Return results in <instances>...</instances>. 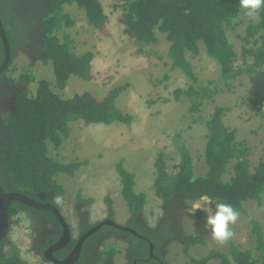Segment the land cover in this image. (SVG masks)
<instances>
[{
  "label": "trees",
  "instance_id": "trees-1",
  "mask_svg": "<svg viewBox=\"0 0 264 264\" xmlns=\"http://www.w3.org/2000/svg\"><path fill=\"white\" fill-rule=\"evenodd\" d=\"M38 1L39 3L33 0L24 2L43 6L45 4L38 16L42 36L38 43L40 52L37 53V57L28 52L27 43L31 39L23 37L26 33V21L21 19V14L18 16L20 9L24 11L21 4L6 8L0 3L4 8V20L1 10L0 17L12 51L10 65L18 53L27 54L31 59L41 60L44 63L50 61L55 73V85L60 90L65 88L71 76L89 79L92 76L91 56L77 55L68 36L60 38L59 33L65 25L72 27L74 23L70 15L64 13V7L72 4H77L85 13V20L89 26L99 31L104 30L108 17L102 0H44V3ZM117 1L115 8L122 11L119 19V23L124 26L122 33L141 47L138 53H145L152 61L161 60L156 52L144 51L143 48L155 44L157 34L165 35L166 41L170 44L168 56L173 60L172 69L181 71L191 82L197 83L199 80L187 55L190 54L192 57L200 55L201 43L204 45V53L218 64L221 77L228 89L232 88L233 81L245 75L264 76V10H261L258 19L250 20L240 11L239 0ZM5 12L8 13L7 16ZM231 33L236 34V38L242 43L241 50L236 51V46L230 38ZM25 45L26 49H23ZM4 54L0 39V65ZM7 71L8 69L0 76L1 82ZM6 79L11 84H22L24 88L17 94L14 110L2 116L0 123V186L5 192L21 193L40 203L53 204L54 195L64 197L65 194L58 177L75 176L76 171L81 167L75 162L65 164L51 154V149L60 150L69 137L71 132L69 125L78 121L88 125L98 123L131 125L133 122V117L117 106V99L120 93L128 88L127 85L114 89L109 96L100 100L89 92L63 98L54 91L52 83L47 80L38 81L37 91L32 94L29 86L34 78L28 74L16 79L15 77ZM217 93L218 90H212L210 86L196 88L193 85L186 90L179 88L174 91L176 100L182 104L188 103L189 113L192 114L200 113L203 101L212 100ZM248 97L257 116L264 120V90H256ZM229 110V108L217 107L205 121L206 147L204 154L199 157L200 162L204 160L207 167L204 174L196 175L194 159L186 145L180 141L179 135L174 136V142L181 156L179 163L172 168L174 171L167 165L163 152L160 151L156 156L153 190L161 202L164 218L170 219L168 220L170 225L166 224L162 229L157 222L154 227L149 226L151 228L148 231L136 230L142 237L151 240L156 248L164 245L168 248L173 243L180 244L179 240L187 247L207 246L203 236L186 234L183 227L185 218L189 216L187 208L190 207V203L186 202L195 201L201 195H208L213 206L216 201L222 200L231 204L239 213L246 212L245 204L248 202H262L264 149L258 163L253 165L251 157L254 155V147L249 146L247 140H238L236 130L225 125L223 121ZM199 120L201 119H197L196 122ZM123 163L124 160L117 165L123 202L133 217L143 218L146 221V195L137 190V177L127 171ZM78 202L79 205L75 210L81 211L82 216L84 213L85 218L82 217L81 222L82 233L85 234L93 228V225L90 224V212H83L82 208L89 206L91 201L79 197ZM108 204L112 206L111 201ZM27 211L35 216L50 218L57 222L52 212L18 202L11 203V218L20 213L29 215ZM85 213L89 219L86 218ZM172 217L174 220L177 219L178 224L175 226L170 222ZM194 217L197 219L196 223L200 224L205 219V213L198 211ZM86 222L90 225H85ZM253 225L252 249L242 250L230 241L227 252L211 249L207 256L199 260L192 258V262L194 264H209L213 261H217L218 264H264V234L258 221H253ZM103 237L106 251L115 247L118 241L125 242L128 238L132 242H144L128 231H121L111 226H103L91 234L85 242L97 243ZM50 238L51 243L56 240L53 236ZM109 240H115L116 243H108ZM2 243L3 241L0 242V264H29L20 256L19 250L14 245L2 250ZM153 262L154 259H149L146 264Z\"/></svg>",
  "mask_w": 264,
  "mask_h": 264
},
{
  "label": "rangeland",
  "instance_id": "rangeland-1",
  "mask_svg": "<svg viewBox=\"0 0 264 264\" xmlns=\"http://www.w3.org/2000/svg\"><path fill=\"white\" fill-rule=\"evenodd\" d=\"M25 1L30 0H0V3L6 8L20 4L22 9L34 6L39 10L42 7V4L24 3ZM33 1L39 3L38 0ZM40 2L44 3V0ZM102 3L108 17L104 30L99 31L89 26L85 21V13L77 4H72L66 5L64 10L74 23L72 27L65 25L59 33L60 38L68 36L77 55L91 56L92 76L89 79L71 76L65 88L60 90L55 85L52 62L44 63L31 59L29 55L23 53L16 54L6 72V77L15 79L25 74L32 76L34 81L29 86L32 94L37 91L38 81L47 80L52 83L54 91L63 98L89 92L102 100L114 89L128 86L120 93L117 106L133 117L131 125L121 123L88 125L81 121L73 122L69 125L71 132L62 148L58 151L51 149V154L61 162L65 164L75 162L81 166L75 176L58 177L65 190L60 208L73 229V237L76 238L77 222L80 217L75 208L79 203V197L91 201L89 206L82 208V211L91 213L92 224L106 220L115 213L113 219L116 223L126 226L129 213L121 196L117 171V165L122 160L125 169L137 177V190L143 192L147 200L145 218L150 226H155L162 214L161 202L153 190L156 156L160 151L163 152L167 165L172 169L179 160L177 145L174 142V136L179 135L180 141L186 145L194 159L196 175L204 174L206 164L204 160L202 162L199 160L206 147L204 137L207 130L204 123L217 107L230 109L223 119L225 125L236 130L238 140H247L249 146L254 147V155L251 157L253 165L258 163L264 149V120L257 116L248 97L256 90H264V76L245 75L233 81L232 88L228 89L221 77L218 64L204 53V45L201 43L200 55L196 57L187 55L199 80L193 83L185 78L181 71L172 69L173 60L168 56L170 44L166 41L165 35L157 34V42L143 48L144 51H154L161 57V60L152 61L145 53L139 54L138 49L141 47L122 33L124 27L119 23L122 11L115 8L118 1L102 0ZM36 22L37 19H28L24 38H31L35 34ZM235 35L231 33L230 38L236 46V51L237 49L239 51L242 43ZM2 85L3 82L0 81V87ZM190 85L196 88L210 86L212 90H218L212 100L203 101L200 113H189V104H182L175 98L174 91L179 88L186 90ZM197 119L201 120L196 122ZM109 201L112 202V206L108 204ZM211 206L214 208L212 204ZM245 209L246 212L240 213L238 222L233 226L235 235L230 240L242 250L254 247L253 221L259 222L264 234V198L261 203H246ZM196 221L194 216L186 217L183 227L187 234L203 236L207 246L187 247L184 244L173 243L163 254L164 264H194L192 258L199 260L207 256L211 249L228 251L230 241L224 246L217 245L205 230V219L200 224ZM8 238L10 246L14 245L24 260L29 264H39L31 255L32 228L25 214L12 218ZM109 243L113 244L115 240H110ZM115 247L107 251L101 247L99 251H106L105 254L114 252L115 264L126 263L128 257L125 253V243L118 241ZM209 264L218 262L213 261Z\"/></svg>",
  "mask_w": 264,
  "mask_h": 264
},
{
  "label": "flooded vegetation",
  "instance_id": "flooded-vegetation-1",
  "mask_svg": "<svg viewBox=\"0 0 264 264\" xmlns=\"http://www.w3.org/2000/svg\"><path fill=\"white\" fill-rule=\"evenodd\" d=\"M45 7L42 5V7L37 11L34 6H30L27 9H23L24 11H21L18 14V16L21 14V19H24L26 23L28 22L29 18L37 19L36 25L34 27L35 34L30 38L31 40L27 43L28 46V52L30 55L37 57V53H39V39L41 38V32L42 28L39 26L38 22V16L41 11H43ZM1 10V16L4 20V8L0 6ZM8 13L5 12V15L7 16ZM5 16V17H6ZM29 38V37H28ZM23 49H26V45L23 47ZM5 56V54H4ZM4 61V59H3ZM3 63V62H2ZM1 63V65H2ZM0 65V66H1ZM4 74V73H3ZM1 74V75H3ZM0 75V76H1ZM3 85L0 87V123L2 122V116L9 114L11 111L14 110L15 107V100L17 97V94L23 90L24 86L22 84H11L7 81L6 76H3ZM60 209V206H57ZM29 215H27L28 221L31 223L32 228V240H31V255L36 258L39 261V264H56L54 260L58 262H63L67 260L71 254L76 250L78 240L84 235L82 233L83 231V225H82V217H84L80 214L81 211L77 212V215L80 217L77 222V229H78V237H73V234H71L72 239L71 241L65 245L63 248L59 250H53L50 252V248H52L57 242H59L64 237V225L60 222L59 219H57V222L54 220H51L50 218L46 217H40L35 216L32 214V212H28ZM86 218H88V215L85 213ZM115 216V213L113 215H110L108 219L115 221L113 218ZM165 215L161 214V217L158 220V223H160L161 228L166 224L170 223L168 220L165 219ZM85 218V217H84ZM89 219V218H88ZM106 219V220H108ZM172 221L171 224L173 226L177 225V219L174 220V217L171 218ZM103 221V220H102ZM101 221V222H102ZM133 223V224H132ZM89 224L86 222L85 225ZM91 224V223H90ZM89 224V225H90ZM84 225V226H85ZM92 225V224H91ZM127 226L130 229L133 230H139L141 229L148 231L151 227H149L147 221L143 218H135L132 214L129 213L128 220H127ZM94 226V225H93ZM139 227V228H137ZM114 228V227H113ZM178 228V226L176 227ZM120 230V229H118ZM123 231V230H121ZM73 232V230H72ZM154 233V232H153ZM86 234V233H85ZM134 237V234H132ZM55 237L56 240L54 242H50V237ZM107 237V236H105ZM156 237V234H155ZM103 239L98 240L97 243L89 244L84 241L81 247V252L79 256V260L76 263L73 264H115V258L114 252L110 253L107 252L104 255H99V249L103 247ZM139 239L143 240L144 242L139 241H131L130 238H128L127 241H125V253L126 257H128V260L124 264H146L149 259H154V262L151 264H164L163 254L167 252V248L164 246L156 248L155 244L151 242V240H147L144 237ZM117 240V239H116ZM166 239H164L165 242ZM3 243L1 245L2 250H6V248L10 247V240L8 237H6L4 240H2ZM1 241V242H2ZM123 242V241H122ZM180 244L182 241L179 240ZM165 244V243H164ZM113 248V247H112Z\"/></svg>",
  "mask_w": 264,
  "mask_h": 264
},
{
  "label": "clouds",
  "instance_id": "clouds-1",
  "mask_svg": "<svg viewBox=\"0 0 264 264\" xmlns=\"http://www.w3.org/2000/svg\"><path fill=\"white\" fill-rule=\"evenodd\" d=\"M239 9L248 18L256 20V19L259 18V14H260L261 10H264V0H239ZM64 13H65V10H64ZM10 63H11V61H10ZM8 68H9V66H8ZM177 153L179 154V160H178V163H179L181 154L179 152H177ZM63 199L64 198H63L62 195H54L52 197V203L54 204V206L56 205V207L60 206V205L63 204ZM186 203H190V207L187 208V212L189 214V216H187V217L196 215V213L198 211H201V212L205 213V225H204L205 230L209 233L210 239L215 241L217 245L224 246L230 240L233 239V237L235 235L234 230H233V226L236 225V223L238 222V220L240 218V213L231 204L226 203V202H224L222 200H218V201L215 202V206L213 208L211 206L212 200L206 194L205 195H201L195 201L186 202ZM77 205H79V204H77ZM59 210L61 211V214H62L63 218L65 219L61 208ZM20 214H24V213H20ZM90 216H91V213L89 214V217ZM65 221L67 222L66 219H65ZM103 221H105V220H103ZM146 221H147L148 225L150 226V224H149L147 219H146ZM157 222H158V220H157ZM157 222H156V224H157ZM10 223H11V226H12V218H11ZM99 223L100 222H97L95 224L91 223V224L94 225L93 227H95ZM69 226H70V229H71V234H73V232H72L73 229H72L70 224H69ZM121 226H124V225H121ZM151 227H154V226H151ZM10 230H11V228H10ZM9 233H10V231H9ZM8 236H9V234H8ZM109 242H110V240L108 241V243ZM120 242H122V241H120ZM115 243H116V241H115ZM193 247H195V246H193ZM113 248H116V247H113ZM100 252H102V251H100ZM104 254H105V252L103 251V253L101 255H104Z\"/></svg>",
  "mask_w": 264,
  "mask_h": 264
},
{
  "label": "water",
  "instance_id": "water-1",
  "mask_svg": "<svg viewBox=\"0 0 264 264\" xmlns=\"http://www.w3.org/2000/svg\"><path fill=\"white\" fill-rule=\"evenodd\" d=\"M0 39L2 41V46L4 49V61L2 65L0 66V75L3 74L6 69L8 68L11 58H12V51L9 43V39L7 37L6 31L4 29L3 22L0 17ZM12 202H18L23 205L33 207L36 209L44 210V211H49L53 212L56 217L60 220L61 223L64 225V237L57 242L52 248H50V252L53 250H59L63 248L65 245H67L71 239V229L69 224L65 221L63 218L61 211L59 208L54 206L51 203H40L33 198L21 194V193H16V192H5L1 186H0V242L4 240L10 231L11 228V216H10V206ZM103 226H111L116 229H120L123 231H129L130 233L134 234L135 236H138L140 238H143L139 233H137L135 230L130 229L129 227L121 226L117 224L115 221L108 219L105 221L100 222L97 224L95 227H93L90 231H88L86 234H84L79 240L77 244L76 250L71 254V256L63 261V262H58L56 260V264H73L76 263L79 260L80 252H81V247L84 241L93 233L98 231L100 228Z\"/></svg>",
  "mask_w": 264,
  "mask_h": 264
},
{
  "label": "crops",
  "instance_id": "crops-1",
  "mask_svg": "<svg viewBox=\"0 0 264 264\" xmlns=\"http://www.w3.org/2000/svg\"><path fill=\"white\" fill-rule=\"evenodd\" d=\"M185 78H186V77H185ZM209 118H210V117H209ZM209 118H208V119H209ZM208 119H207V120H208ZM205 121H206V120H205ZM204 128H205V123H204ZM206 132H207V131H206ZM206 134H207V133H206Z\"/></svg>",
  "mask_w": 264,
  "mask_h": 264
}]
</instances>
